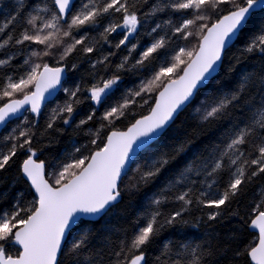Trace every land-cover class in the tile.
I'll return each mask as SVG.
<instances>
[{
    "label": "snow or ice",
    "instance_id": "snow-or-ice-1",
    "mask_svg": "<svg viewBox=\"0 0 264 264\" xmlns=\"http://www.w3.org/2000/svg\"><path fill=\"white\" fill-rule=\"evenodd\" d=\"M0 264H264V0H0Z\"/></svg>",
    "mask_w": 264,
    "mask_h": 264
},
{
    "label": "trees",
    "instance_id": "trees-1",
    "mask_svg": "<svg viewBox=\"0 0 264 264\" xmlns=\"http://www.w3.org/2000/svg\"><path fill=\"white\" fill-rule=\"evenodd\" d=\"M5 3H7V0H5ZM195 42H196L195 40L192 41L193 44H194ZM180 43H183V42H180ZM51 63L54 64L55 62H54V61H51ZM220 75H223V72H222V71L220 72ZM133 79H134V77H131V76L126 77V78H125V85H123L122 87H130V86H131V81H132ZM61 95H62V94H61ZM82 111H83L84 113H87L88 111H90V108H89V106H88L87 103L84 104V105H82ZM102 111H103V108H101V109L99 110L98 115H99L100 113H102ZM145 114H146V110H145ZM183 118H184V117H183V115H182V116H181V119H183ZM41 124H43V119L41 120ZM126 124H127V121H124V122H123L122 124H120L119 126H120L121 128H123ZM67 139H68L67 136H65L64 138H62V139H61V142H60L59 144L55 145V146L51 149V151L46 152V153L44 154V156L41 157V158H44V159H47V160L51 161V160L53 159V157H54L56 154H58V153L61 151V149H62L63 147L66 146ZM78 139H81V142H83V139H82V138H78ZM37 147H39V146H37ZM15 175H16L15 170H12V171H10V172H8V173H5V174H4V177H5V179H11V178L14 177ZM127 182H128L127 179H125V183H127ZM18 187H20V186L18 185ZM142 198H143V192H141V193H137V194H135V195H129V194L125 193V195H124V199H123L122 203L118 206V210H120V209L126 210V214H127L128 216H130V217H134V215H135V213H136V211H137V209H138L139 203H140V201L142 200ZM249 203H250V197H249V198H246V199L244 200V205H245V207L241 209V211L244 212L245 214L247 213V206H248ZM234 207H235V205H234ZM227 227H228V223H227V221H225V225L223 226L222 230H226ZM165 235H167V233H165Z\"/></svg>",
    "mask_w": 264,
    "mask_h": 264
}]
</instances>
